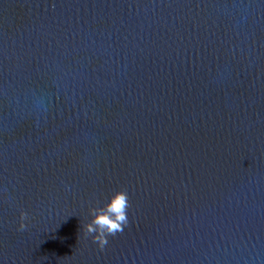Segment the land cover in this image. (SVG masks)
Returning a JSON list of instances; mask_svg holds the SVG:
<instances>
[{"label":"water","instance_id":"water-1","mask_svg":"<svg viewBox=\"0 0 264 264\" xmlns=\"http://www.w3.org/2000/svg\"><path fill=\"white\" fill-rule=\"evenodd\" d=\"M0 264H264V0H0Z\"/></svg>","mask_w":264,"mask_h":264},{"label":"clouds","instance_id":"clouds-1","mask_svg":"<svg viewBox=\"0 0 264 264\" xmlns=\"http://www.w3.org/2000/svg\"><path fill=\"white\" fill-rule=\"evenodd\" d=\"M129 198L124 190L113 192L99 206L90 208V221L84 225L86 234H91L93 241L103 250L108 244V237L122 233L129 224ZM27 227L21 224L20 229Z\"/></svg>","mask_w":264,"mask_h":264}]
</instances>
